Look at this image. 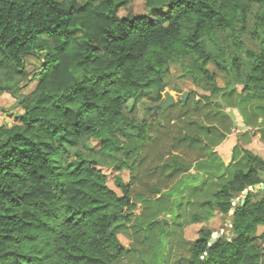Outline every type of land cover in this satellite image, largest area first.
I'll list each match as a JSON object with an SVG mask.
<instances>
[{
    "label": "trees",
    "instance_id": "obj_1",
    "mask_svg": "<svg viewBox=\"0 0 264 264\" xmlns=\"http://www.w3.org/2000/svg\"><path fill=\"white\" fill-rule=\"evenodd\" d=\"M64 2L0 0V72L24 74L30 55L43 57L40 88L24 114L11 128L0 125V264H119L132 252L143 264H162L170 229L161 217H181L182 196L199 174L225 179L198 202L209 215L193 213L184 227L187 264H264V234L257 235L264 197L254 200L257 191L237 204L232 236L210 243L220 214H229L246 188L264 184V160L239 149L241 136L227 137L232 121L225 131V113L211 103L222 93L220 75L227 77L234 89L225 98L235 101L229 106L264 136V0H165L132 17H119L115 0H101L93 7L99 35L86 29L84 45L74 44V20L88 8ZM247 32L258 51L246 48ZM170 62L210 95L202 94L190 112V101L181 102L177 116L171 107L142 121L128 117L129 105L133 110L146 98L161 103L152 80L163 82ZM55 69L73 77L59 92L49 89ZM224 140L221 155L212 154ZM150 157L157 163L143 170ZM102 167L129 172L128 182L115 176L121 193ZM142 170L157 184L135 188ZM126 230L133 243L124 251Z\"/></svg>",
    "mask_w": 264,
    "mask_h": 264
},
{
    "label": "rangeland",
    "instance_id": "obj_2",
    "mask_svg": "<svg viewBox=\"0 0 264 264\" xmlns=\"http://www.w3.org/2000/svg\"><path fill=\"white\" fill-rule=\"evenodd\" d=\"M101 0H65L64 7L70 8L71 6H83L86 5L88 8V13L85 16H78L74 20V30H73V39L74 44L76 45H84L85 39V31L88 29L90 36H98L99 35V27L100 21H98L95 16L93 15V7L98 5ZM118 2L119 8L117 14L119 17H132L136 15H144L147 14L151 8L158 9L161 8V3L165 0H155V2L151 3L149 0H115ZM254 24V17L251 16L249 28L251 29ZM251 33H246L244 36V43L246 48L258 51L259 50V42L254 41L251 38ZM224 39L221 38V41ZM43 45L52 46L51 42L42 41ZM209 49L213 52H217L216 48L208 43ZM75 48V47H74ZM107 60L108 57H106ZM43 64V57L42 56H35L30 55L26 59V66L24 74L18 75L15 74L12 70L7 69L0 72V87L8 88L3 91L2 95L0 96V125H5L8 128L13 127L17 124L18 118L24 114L25 108L28 103L33 99L35 94L40 88V81L37 78L38 74L41 71V66ZM166 71L163 77V83L166 86V89L170 91V93L175 97L176 103L172 106L173 116H177L179 110L181 109L180 103L183 102V98L185 95L186 101H190V108L186 109L185 111H191L194 107L195 101L200 100L202 94L210 95L209 93L204 92L203 90H199L193 84L192 80L188 77L184 76V70L182 66L177 62H170L166 65ZM73 81V77L70 75H66L64 72H59L56 69L53 70L51 76L49 77V89L54 92H59L63 88H65L68 84ZM219 88L222 90V93L218 96L212 98V106H214L215 110H220L224 112L223 116L221 117L222 125L224 130L228 125V120L232 121V127L230 126L229 132L227 133L229 136H236L232 134V129L237 126V124H243V115L241 112L233 107L229 106L230 104H235L234 99L229 101L228 98H225V93L234 89V87L230 86V79L227 77L220 75L218 80ZM237 88L238 92L241 91V87ZM150 97L156 95L157 91L156 88L153 87L149 91ZM162 94V93H161ZM162 101L164 100V96L162 94ZM225 98V99H224ZM161 101V102H162ZM159 104V103H158ZM154 102L150 100V98H146L142 100L137 107L133 110L130 105L125 109V112L128 117L136 119L138 121H142L145 119H150L153 116V113L149 110L150 107L154 106ZM171 108V107H170ZM226 131V130H225ZM243 135V134H242ZM241 136L238 141L239 149L241 150H251L253 149L262 155H264V136L260 133L250 132L249 134ZM204 136V135H203ZM205 137V136H204ZM164 139V138H163ZM165 140V139H164ZM205 140L208 141L209 139L205 137ZM167 141V140H166ZM166 141H164L166 143ZM163 142V143H164ZM95 145L97 143L94 142ZM125 146L128 149H131L134 146V142L125 143ZM163 146V145H162ZM162 146L159 148V151H163ZM220 147V146H219ZM217 148V147H216ZM215 149V148H214ZM216 152H220L217 148ZM254 152V151H253ZM252 152V153H253ZM154 157L156 153H153ZM217 154V153H216ZM254 154V153H253ZM154 160L150 157L145 164L143 165V170L145 165L147 164L146 168L150 166L153 167L155 165ZM104 172L108 175L109 185L113 189L117 190L121 193V190L115 185V176L118 175L122 178L124 182H128L130 179L129 172L124 169L120 173H116L112 168L102 167ZM141 172L140 181L135 184V188L144 190V188H149L154 184H157L158 178L152 177L150 178L149 175L146 174L145 171ZM264 179V175H262ZM159 186L162 187V183H159ZM212 189V188H211ZM210 189V190H211ZM207 191L204 198H209L211 192ZM264 197V190H258L254 196V200H260ZM234 201V200H233ZM237 204L241 203V196L238 197L236 200ZM181 217L179 219L172 220L167 219V217L162 216L161 219L166 220L167 226H169L170 235L168 236L167 247L165 250L163 263L162 264H187V258L189 257V248L186 243L182 239L183 230L185 225L190 221L191 216L193 213H201L202 215H209V210L205 207L199 206V203L192 204L191 201H186L183 199V205L180 208ZM135 216L138 215V211H135ZM212 226L217 228V231L213 234V236H217V233L222 232L223 234L230 233V223L226 220V217L220 214V217L216 219L215 222L211 224ZM166 226V227H167ZM196 231H192L188 233V236L191 238H195ZM264 234V227H259L257 230V235ZM212 236V238H213ZM121 239V249L124 251L130 250V247L133 243L132 233L130 231H123L120 234ZM259 244L262 248H264V239L259 241ZM119 264H143L141 259L137 253H129L122 257Z\"/></svg>",
    "mask_w": 264,
    "mask_h": 264
},
{
    "label": "water",
    "instance_id": "obj_3",
    "mask_svg": "<svg viewBox=\"0 0 264 264\" xmlns=\"http://www.w3.org/2000/svg\"><path fill=\"white\" fill-rule=\"evenodd\" d=\"M150 82L151 81H147L145 84L142 85V87H144L145 85H148ZM152 82H154L158 86V89L160 90V92L164 96V100L161 103L156 104V105H154V106H152V107L149 108L152 111L153 115L156 116L159 110H164L165 111V110L169 109L170 107H172L173 105H175L176 99L170 93V91H168L166 89V86L162 82L160 76H158L157 78L153 79ZM186 97H187V95L184 96L183 102L186 101ZM260 189L264 190V184L254 185L252 187L246 188V190L241 195V204H244V202H245V200L247 198V195L249 193L254 192V191H258ZM237 199H238V197L234 199V201H233V209L230 211L229 214H227V215L221 214L222 216L226 217V220L230 223V233L227 234V235L226 234H223L222 232L217 233V236H213V238L210 240V243L211 244L215 243V241L217 239L221 238L224 235L225 236H228V237L232 236V233H231L232 224L231 223L233 221L235 209L237 208V203H235Z\"/></svg>",
    "mask_w": 264,
    "mask_h": 264
},
{
    "label": "crops",
    "instance_id": "obj_4",
    "mask_svg": "<svg viewBox=\"0 0 264 264\" xmlns=\"http://www.w3.org/2000/svg\"><path fill=\"white\" fill-rule=\"evenodd\" d=\"M227 137H229V135L227 134ZM227 139V138H226ZM225 139V140H226ZM225 140L217 146V148L219 149V146H221ZM213 150L212 154H218L221 155L220 152H216V149ZM251 152H253L255 155L260 156L263 160H264V155L257 153L253 147L250 148ZM196 164V163H195ZM196 171L194 169L190 170L189 175H195ZM230 175V172L226 173V177H228ZM199 179L188 183V186L186 188V191L184 193V195L182 196V200L185 199L186 201H191V203L193 204H197L198 202H200L201 200H204L205 195L207 193V191H209L211 188H213L216 184H219L221 182H223V180L225 179V177L220 176H216V177H209L206 174H199ZM204 196V197H203ZM181 198V197H180Z\"/></svg>",
    "mask_w": 264,
    "mask_h": 264
},
{
    "label": "built area",
    "instance_id": "obj_5",
    "mask_svg": "<svg viewBox=\"0 0 264 264\" xmlns=\"http://www.w3.org/2000/svg\"><path fill=\"white\" fill-rule=\"evenodd\" d=\"M254 130L250 127H247L245 126L244 124H237V126H235L233 129H232V134L233 135H242V134H245L247 132H253Z\"/></svg>",
    "mask_w": 264,
    "mask_h": 264
}]
</instances>
